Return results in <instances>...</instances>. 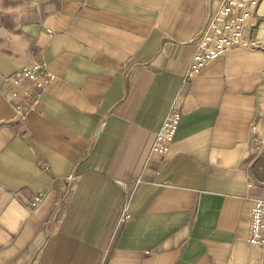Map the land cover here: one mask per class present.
Segmentation results:
<instances>
[{"label":"crops","instance_id":"1","mask_svg":"<svg viewBox=\"0 0 264 264\" xmlns=\"http://www.w3.org/2000/svg\"><path fill=\"white\" fill-rule=\"evenodd\" d=\"M220 1L0 0V264H257L264 0L250 48L185 78Z\"/></svg>","mask_w":264,"mask_h":264},{"label":"built area","instance_id":"2","mask_svg":"<svg viewBox=\"0 0 264 264\" xmlns=\"http://www.w3.org/2000/svg\"><path fill=\"white\" fill-rule=\"evenodd\" d=\"M259 0H221L218 10L211 13L205 29L195 38L196 53L194 54L190 68L185 78L190 80L202 71L209 62L220 57L226 51L235 47L250 48L247 39L248 31L257 22V7ZM53 76L40 66H27L18 72L15 83L26 81L30 85L26 91V97L31 96L32 89H43ZM16 114L24 119L22 107L16 108ZM181 113L173 109L163 121L159 132L155 135V143L151 150L161 158L167 156L169 147L174 141L178 130ZM71 180V178H68ZM39 197L34 200L33 206L37 205ZM129 216L124 217V221ZM247 242L259 249L257 264H264V191L259 198L251 201L250 217L248 220Z\"/></svg>","mask_w":264,"mask_h":264}]
</instances>
